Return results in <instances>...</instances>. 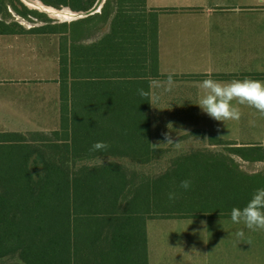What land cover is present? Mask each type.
<instances>
[{"label": "trees", "instance_id": "1", "mask_svg": "<svg viewBox=\"0 0 264 264\" xmlns=\"http://www.w3.org/2000/svg\"><path fill=\"white\" fill-rule=\"evenodd\" d=\"M40 1L74 11L87 10L95 2ZM121 1L131 6L122 10H137V16L113 20L108 34L84 43L82 36L69 32L74 22H55L20 0H0V14L9 16L7 8H12L22 18L33 15L46 21L26 29L0 16V35L61 36L59 129L30 132L28 138L0 132V259L14 256L20 261L11 264H128L141 258L146 218L223 216L174 211L180 205L207 208L218 203L196 193L198 181L184 190L183 177L172 184L169 171L151 178L125 164L148 163L164 150L149 148L147 103L139 91L128 94L127 89L146 76L145 0ZM120 81H128L125 89ZM97 141L106 142L108 149L90 151ZM219 141L212 138L209 143ZM255 147L234 150L254 152ZM107 156L118 160L101 162ZM204 167L210 177L217 172L214 165ZM210 183L203 182L206 195ZM170 192L177 193L174 201L168 199ZM225 192L235 196L222 199L224 203L241 200L238 187Z\"/></svg>", "mask_w": 264, "mask_h": 264}, {"label": "crops", "instance_id": "2", "mask_svg": "<svg viewBox=\"0 0 264 264\" xmlns=\"http://www.w3.org/2000/svg\"><path fill=\"white\" fill-rule=\"evenodd\" d=\"M126 4L121 0L102 3L89 16L103 21V32L98 36H82V42L90 43L108 34L113 20L136 17L137 10L135 13L122 10L131 7ZM144 7L146 76L135 80L136 84L127 89L132 94L147 87L146 91L159 97L153 105L143 97V104L147 103L149 148L171 149L178 143L183 147L192 145L191 141L208 142V137L231 142H239L241 137L263 141L264 117L256 109L238 105L241 119L224 123L209 117L195 103L198 85L208 78V73L220 82L264 76V0H145ZM18 35L31 34L0 35V50L4 53L0 56V95L6 94L14 105H30L16 89L21 87L16 85L39 80L38 74L49 75L46 80L53 82L46 84L53 89L56 115L51 120L55 124L43 129L58 130L61 36ZM52 56L49 64L48 57ZM37 58L42 60L40 68L29 64ZM168 73H174L172 91L165 92L163 87L150 89V81L163 83ZM248 79L264 82L255 77ZM127 82H119L121 89H125ZM4 87L5 90L1 89ZM7 87L14 90L7 93ZM250 121H255V126ZM166 135L176 144H167ZM152 220L163 224L151 226ZM175 220L187 221L178 224ZM240 230L244 231L243 238L235 235ZM144 238V244L140 245L141 258L128 264H264V231H251L243 224H234L231 215L146 218Z\"/></svg>", "mask_w": 264, "mask_h": 264}, {"label": "rangeland", "instance_id": "3", "mask_svg": "<svg viewBox=\"0 0 264 264\" xmlns=\"http://www.w3.org/2000/svg\"><path fill=\"white\" fill-rule=\"evenodd\" d=\"M105 1L109 2L111 0H104L103 3ZM95 2L93 3V5L95 4ZM27 5L26 6L28 9L36 10L40 14H45V17H48L55 22L62 21L61 18H58L57 16L50 14L49 12L46 13L45 11H42L41 8L31 6L29 4ZM49 6L54 8L55 10L69 8L60 7L58 9L51 5ZM87 10L71 11L84 13ZM7 11L9 12V16L4 13H1L0 16L6 21H11L12 19L17 21L26 29L40 26L39 24L43 23L41 19L33 15L28 16L27 18H22L21 16L17 15L12 8H7ZM72 18L74 17H71V19ZM69 20L63 19V21H67V24L72 22ZM104 27L105 26L103 25L102 20H94L93 18H90L88 21H76L70 24L69 32H71V36H98L99 33L103 32ZM18 36L49 35L31 34ZM38 53L39 52L37 51V54ZM0 56H4L2 50H0ZM52 59L53 56L52 58L48 57L49 64L51 63ZM29 64H31L34 68H40L42 60H39L38 58L33 59V61H30ZM48 76L49 75L38 74L37 77L39 78V80L32 79L26 82V84L22 82L16 85L21 87L16 89L19 93H23L22 95L24 101H28L27 103H30V105H26L27 103H25L26 106L14 105L9 102V99L6 94L0 95V132H17L25 135L27 138L31 136L29 134L30 132H34L39 135L50 134V132H52L51 130L47 131L43 129V127H51L53 124H55V122H52L51 120L55 119L56 115V105H54L52 99L54 94L53 89H49L47 87L48 85L46 84L51 81L50 79L46 80ZM243 77L244 78L242 79L248 78V76ZM255 79H264V76L257 75L255 76ZM1 89L5 90L6 87ZM7 90H9V87H7ZM12 90L14 89L9 90L7 93H10ZM24 107H26L25 110H17L24 109ZM211 139L212 138L209 137L208 142H206L204 139L203 141H191L192 145H187L183 147H180L178 143L176 147L173 146L171 149H159L164 151L154 154V158L145 164H140L135 161L132 163L126 161L125 164L130 168H134L132 170H136L138 174H143L144 176H148L151 178H156L157 174L162 175L163 173L169 171L168 175L170 173V176H167V179L172 184L177 183L180 179L183 178H190L191 181L195 182L198 181L197 184L200 185L201 188L199 190H196V193L209 197L210 199L219 200L218 203H216L214 206H210L207 208L180 205L177 206L174 210L177 213H206L210 215H231V210L234 207L243 208L250 201L253 193L257 189L264 188V147L260 146L261 143L264 142V140L261 141L260 139L257 141H250L251 138L241 137L239 139V142H231L223 138H216L221 141L217 142L218 144L210 145L209 141ZM237 146H244V149H249L246 147L257 146L255 148H258V150L254 152L243 151L242 153L234 150L237 149ZM114 160H118V158L107 156L104 157L101 162ZM80 163L86 162L83 161ZM205 165H214V167L217 169V172L214 174L213 177H210L208 169L204 167ZM208 180L211 183L208 187L209 194L206 195V190L203 187V182H207ZM138 181L139 180L134 182L136 183ZM222 185L225 186L222 188ZM233 187H238V193L236 195L237 198L241 200L229 204L224 203V200L222 199L228 198V200H232L235 196L233 195V193L229 194L225 192L226 189H232ZM175 218L187 217L177 216ZM157 221L158 220H152L149 221V223L151 224V226L163 224L156 223ZM175 221L180 224L182 221L187 220ZM17 262L20 263L18 258L14 256L0 259V264H11Z\"/></svg>", "mask_w": 264, "mask_h": 264}, {"label": "clouds", "instance_id": "4", "mask_svg": "<svg viewBox=\"0 0 264 264\" xmlns=\"http://www.w3.org/2000/svg\"><path fill=\"white\" fill-rule=\"evenodd\" d=\"M174 73H168L167 80L160 82L157 80L150 81V89L163 87L165 92H170L175 87L173 80ZM208 78L199 83V94L197 102L202 112L216 121H236L241 119V111L238 105H245L257 110L260 117H264V82L253 79H234L229 82H220L211 78V73L207 74ZM139 95L148 98L151 105L159 97L153 95L151 91L139 90ZM255 126V121H250ZM167 144H176L170 136L166 135ZM264 147V142L261 143ZM109 145L103 141L93 143L90 151H106ZM191 180L181 181L180 188L188 190L191 187ZM177 198L176 192H170L168 199L174 201ZM231 221L234 224H243L251 231H264V188L257 189L250 201L243 208L234 207L231 210ZM239 238L244 237V231L240 230L235 233Z\"/></svg>", "mask_w": 264, "mask_h": 264}, {"label": "bare ground", "instance_id": "5", "mask_svg": "<svg viewBox=\"0 0 264 264\" xmlns=\"http://www.w3.org/2000/svg\"><path fill=\"white\" fill-rule=\"evenodd\" d=\"M27 4L31 5V6H35L38 8H41L42 10H44L45 12H49L50 14H53L55 16H57L58 18L66 19V20H71V17H74L75 14L71 13L70 10L68 8H62L61 10H55L54 8L50 7V6H44L43 3L41 4L38 0H24ZM59 9V8H58ZM74 19V18H72Z\"/></svg>", "mask_w": 264, "mask_h": 264}, {"label": "water", "instance_id": "6", "mask_svg": "<svg viewBox=\"0 0 264 264\" xmlns=\"http://www.w3.org/2000/svg\"><path fill=\"white\" fill-rule=\"evenodd\" d=\"M20 1H21L22 3H24L25 5H27V3H26L24 0H20ZM30 1H32V0H30ZM38 1L41 3L40 0H38ZM103 1H104V0H96L95 4H94L90 9H88L87 11H85L84 13H83V12H73V11H71L69 8H68V9L70 10L71 13L75 14V15H74V18H75V19L84 18V17H87V16H89V15H91V14L97 12V11L100 9V7H101ZM41 4H42V3H41ZM43 5H44V4H43ZM27 6H28V5H27ZM44 6H45V5H44ZM42 11H44V10H42ZM46 13H47V12H46ZM43 24H45V22H43V23H41V24H39V25H43Z\"/></svg>", "mask_w": 264, "mask_h": 264}]
</instances>
